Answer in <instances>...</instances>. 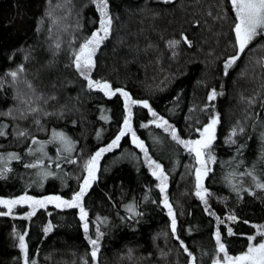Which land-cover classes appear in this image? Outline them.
<instances>
[{"label":"trees","instance_id":"trees-1","mask_svg":"<svg viewBox=\"0 0 264 264\" xmlns=\"http://www.w3.org/2000/svg\"><path fill=\"white\" fill-rule=\"evenodd\" d=\"M71 2L75 5L72 16L55 25L53 36L49 37L48 20H45L43 27H37L49 6L48 0H0V77L5 81L10 80L5 72L24 63L28 79L38 92L44 93L47 101L45 107L50 113L40 116L47 132L39 130L32 116L13 121L11 117L0 115V121H8L9 133L7 136L0 135V152H19L23 160H12L13 171L7 177H0V195L20 194L26 182L37 179L36 170L25 167V162L31 158L25 149L32 141L17 138L13 131L14 123L30 128L32 134L40 139H47L51 129L58 128L66 130L78 141L73 155L80 158V163L71 161L68 155H62L59 170L48 165L52 171H58V175L48 177L42 188L34 185L28 189L33 195L49 192L69 195L71 191L78 190L77 177L83 174V158L107 143L117 131L118 124H122L125 113L122 96L107 97L101 90L88 89L85 79L69 63L71 33L75 32L80 38L90 34L98 26L99 16L92 0ZM221 2L226 5L227 0H110L113 31L96 53L94 76L107 78L114 86H125L134 98L148 99L152 107L176 124L184 136L194 135L193 128L207 123L210 111L203 110L201 106L205 103L215 105L211 111L220 112L214 142L218 159L205 177V185L211 189L208 197L211 209L221 214L222 220L229 208L242 218L232 222L235 234L227 237L226 241L229 250L235 253L243 250L247 243V238L238 233L250 234L254 231V227L244 221L264 220V190L257 189L255 195L245 191L243 197L237 199L236 192L225 182L224 176L229 169L223 161L235 154L238 145L226 144L225 137L230 127L243 118L245 104L240 99L241 92L245 96L252 95L262 82L264 68L257 58L264 57V49L256 47L260 43L257 40L250 46L251 53L248 54L249 50L246 49V54L229 68L227 75L224 74L223 59L233 51L229 43L233 34L230 31L231 16L227 20L215 18L217 4ZM52 3L55 5L57 0H52ZM77 10H80L83 28L64 30V23H76ZM55 11L62 14L60 9ZM194 19L199 20L200 24H194ZM181 33L193 40V44L182 41L178 54L173 56V49L166 42L172 37L179 38ZM58 34L63 43L60 51L56 52L54 46L50 45ZM26 51H30L27 60L24 59ZM221 85L223 94L208 101L210 89L216 87L220 91ZM19 87L28 91L23 81ZM18 103L13 85L5 83L0 88V113ZM193 104L196 105L195 109L192 108ZM61 106L64 108L63 114H60ZM170 108L174 110L169 111ZM253 110L264 118V108L259 106V101ZM133 113V126L138 135L145 140L152 156L160 160L169 173L168 193L177 211V229L181 238L196 254L198 264H211L215 248V217L205 211L203 201L195 194L194 174L191 171L193 159L160 126H141L153 118L147 106L134 105ZM105 115L111 116V119L105 120ZM250 124L251 121L246 125L244 134H237L238 143L247 145L242 150V158L249 165L257 159L261 147L258 131L253 130ZM97 132H100L99 139ZM154 136L160 139L154 140ZM130 140V134L126 135L120 147L104 154L98 179L84 199L89 209L91 234L95 232L97 213L111 218L109 224L102 223L101 227L104 236L101 240L100 264H188V254L183 252L169 231L171 218L167 209L158 203L162 199L159 189L155 187L158 180L147 163L143 162L142 152ZM56 148L55 143L47 146L54 163ZM133 152L140 157L139 160L131 155ZM121 153L126 155L122 158ZM174 164L178 166L173 168ZM257 169L258 172L264 169V162H258ZM243 170L241 166L240 171ZM243 179L245 183L252 182L248 176ZM144 194H148L149 199L145 200ZM132 198L139 202L143 213L135 227H130L127 221L121 219L125 215L122 204ZM16 210L27 211L28 206L18 205ZM78 213L79 209L75 206L56 209L54 205H49L48 209H38L31 220L0 215V264H22V252L17 247L18 240L14 237L13 228L23 230L25 227L29 233L30 255H38L40 264H81L80 257L90 250L91 245L84 236ZM48 219H52L55 227L45 234L43 225ZM189 226L191 232L188 231ZM162 232H169L167 242L163 234L156 235ZM129 248L134 253L131 258L127 255ZM36 249H39L38 254ZM161 249L167 252V256H161ZM201 252L204 254L201 255Z\"/></svg>","mask_w":264,"mask_h":264},{"label":"snow or ice","instance_id":"snow-or-ice-1","mask_svg":"<svg viewBox=\"0 0 264 264\" xmlns=\"http://www.w3.org/2000/svg\"><path fill=\"white\" fill-rule=\"evenodd\" d=\"M95 8L98 10V26L83 36L78 37L75 32L71 33V44L68 49L69 63L76 70L80 77H83L86 81V87L88 89H98L107 97H113L117 94L122 96V104L125 113L122 116V124H118L117 131L112 138L107 142L97 147L94 152L86 155L83 158L81 164L82 175L77 177L78 190L71 191L69 195H62L60 192H49L43 195H33L28 191L34 185L36 187H43L48 177H55L58 175V171H52L48 165H53L57 170L60 168L59 161L62 159V155L70 156L71 161L80 163V158L73 155L78 141L64 129L52 128L51 135L47 139H40L37 135H33L32 131L28 127H22L19 123L13 124V131L17 138L30 139V144L25 152L31 157L25 162L26 168L35 169V176L37 179L29 180L26 182L23 190L20 194L12 195H0V205H4L7 208V212L0 213V215L8 216H22L29 220L36 214L38 209H48L49 205H54L56 209H69L73 206L79 209V218L82 221L83 233L87 238L88 243L91 245L90 250H86L80 257L81 264H100L99 256L101 251V240L104 236V232L101 230L102 223L109 224L110 217L101 216L96 214V225L94 234L90 233V219L89 209L85 206L84 199L86 193L92 187L93 183L98 179V172L100 169V161L105 153L110 152L113 149H117L121 146L122 138L130 134L131 144L137 146V148L143 154V162L147 163L152 175L158 180L155 185L159 189L162 199L158 201L166 209L170 220L169 231L172 236L178 241L183 252L188 254V264H198L197 256L191 251L188 244L177 229L178 219L177 211L171 201L168 193L169 187V173L165 170L164 164L160 160L154 158L149 152L148 145L145 140L142 139L136 128L133 126V106L142 105L147 106L151 112L153 119H149L146 124H141L142 127L148 125H158L163 128L165 133L170 134L172 140L178 145L183 146V150L188 152L190 157L194 159L195 164L191 171L194 174V188L196 196L200 197L205 205V211H209V215L215 217V231L213 233L215 238L214 257L211 264H264V220L256 222L254 220L244 221L251 224L254 227V231L250 234L241 232L239 235L247 238L246 247L243 250L233 253L229 250V244L226 242L227 237L235 234V229L232 225L233 221H240L241 216L237 215L234 209L229 208L227 212L223 214L224 219H221V214L217 213L214 209H211L208 197L211 194V189L205 185V177L212 171L211 165L217 162V155L214 150V141L216 140L217 125L220 123V112L211 111L215 108L214 104L205 103L201 107L203 110L210 111V115L207 123H204L202 127L193 128L194 135H181L180 130L176 124L169 121L167 116L162 115L154 107L148 99L134 98L132 92H130L125 86H114L113 82L102 76H94V69L96 68V53L101 44L104 43L107 37H109L113 31V13L111 11L110 0H92ZM48 8L45 10V15L40 18V23L37 25L38 29L44 26L45 20H48V36H53V27L60 23L61 20H67L72 16L73 8L71 0H57V3L53 5L52 0H48ZM83 5H81V9ZM56 9L62 10V14H57ZM217 12L215 18L217 20H227L230 16L232 18L230 24V31L233 34V39L229 42L233 49L231 54L226 55L223 59V72L228 74L229 68L237 63L241 59L243 54H246V49L251 53L250 46L260 41L256 45L257 48L264 49V0H227V3L221 2L217 4ZM209 14H212L211 7L209 8ZM194 24L199 25V20H193ZM206 23V22H205ZM64 30L68 28L82 29L83 25L80 23V10L76 12V23L74 25L64 23L62 25ZM182 41H186L188 45L193 44V40L189 39L184 33H181L179 38L172 37L166 42L168 47L173 49L172 55L178 54L179 46ZM63 43L61 35H57L53 39L51 46H54L55 51L59 52L61 44ZM30 55V51H26L24 59L27 60ZM258 63L264 68V57L257 58ZM243 74V73H241ZM5 76H9L10 80L5 81L3 77H0V88L4 87L5 83H11L15 89V99L19 101L18 104H14L4 112L0 113L5 117H11L13 121L25 120L29 116L33 117V123L39 127L40 131L47 132L48 129L42 126L40 116H48L50 113L45 107L47 101L44 99V93L38 92L36 86L27 77V69L24 63L18 64L15 68H9L5 72ZM23 83L27 86L28 91L25 92L19 87V84ZM201 83H204L203 81ZM182 91V90H181ZM223 94V85L221 90L217 91L216 87H212L207 94V100L213 101L217 96ZM51 99V96L48 97ZM240 99L245 104L243 110L244 115L242 119H238L229 129V134L225 137V143L238 146L235 148V154L228 157L223 163L229 169L224 176L225 182L229 187L236 192L237 199L243 197L244 192L247 191L255 195L256 190H264V169H257L258 162H264V118H261L253 110L259 101V106L264 108V77L262 82L258 85L257 89L252 95L245 96L243 92L240 94ZM43 101V103H42ZM103 107V106H102ZM178 107V105H174ZM192 108L195 109L196 105L193 104ZM170 108L169 111H173ZM64 108L61 106L60 114H63ZM105 120H110L111 116L105 115ZM251 121V128L257 130L260 138L261 147L259 149V155L257 159H254L249 165L242 158V150L247 147L244 143H238L237 134H244L246 131V125ZM73 124L76 121H72ZM8 121H0V135L7 136L9 133ZM97 138H100V132H97ZM251 138V137H249ZM154 140L160 139L154 136ZM55 143L56 148V163L53 162V157L48 153L47 146ZM83 153V149L80 150ZM123 158L126 154L121 153ZM131 155L139 160L140 157L135 153ZM22 161L21 154L16 151L0 152V177H7L8 173L13 171L11 161ZM47 160V163H46ZM178 165H173V168ZM243 166V171H240V167ZM31 175V174H30ZM251 178V183H245L244 177ZM63 180V178H62ZM147 187V186H146ZM145 200L149 199L148 194H144ZM18 205H27V211H17ZM125 209V215L121 217L129 223L130 227L137 226L139 219L143 216L140 211V204L132 198L126 203L122 204ZM51 213H49V216ZM119 216V213H117ZM226 225V228L224 227ZM55 225L52 219H48L47 223L43 225L44 233L47 234L53 230ZM222 228L224 231L222 232ZM188 231L191 232L192 228L189 226ZM13 234L16 240H18L17 247L22 252V264H40L38 255L33 257L29 252V240H28V228L23 230L13 228ZM163 234L166 238L169 232L157 233L156 235ZM155 239V237H154ZM171 249H169L170 251ZM39 253V249L35 250ZM161 256H167V252L164 249L160 250ZM204 253L201 252V255ZM127 255L131 258L134 253L129 248ZM150 255V254H149ZM90 256V259H89Z\"/></svg>","mask_w":264,"mask_h":264},{"label":"rangeland","instance_id":"rangeland-1","mask_svg":"<svg viewBox=\"0 0 264 264\" xmlns=\"http://www.w3.org/2000/svg\"><path fill=\"white\" fill-rule=\"evenodd\" d=\"M152 119H153V118H152ZM157 126H158V125H157ZM217 129H218V125H217ZM216 135H217V130H216ZM214 142H215V141H214ZM194 164H195V161H194V159H193V165H192V168H193ZM213 165H214V164L211 165V168L213 167ZM192 173H193V172H192ZM5 212H7L6 206H4V205H0V213H5ZM18 217H22V216H18ZM23 218H26V217H23Z\"/></svg>","mask_w":264,"mask_h":264},{"label":"bare ground","instance_id":"bare-ground-1","mask_svg":"<svg viewBox=\"0 0 264 264\" xmlns=\"http://www.w3.org/2000/svg\"><path fill=\"white\" fill-rule=\"evenodd\" d=\"M131 138V137H130Z\"/></svg>","mask_w":264,"mask_h":264}]
</instances>
